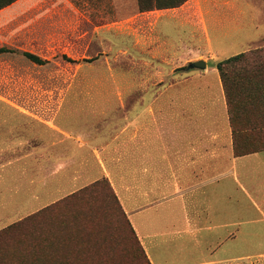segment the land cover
<instances>
[{
	"label": "crops",
	"instance_id": "obj_1",
	"mask_svg": "<svg viewBox=\"0 0 264 264\" xmlns=\"http://www.w3.org/2000/svg\"><path fill=\"white\" fill-rule=\"evenodd\" d=\"M106 1L87 0L86 5L97 6L94 10L102 14ZM142 16L152 19L154 46L144 50L132 42L131 53L148 69L172 70L147 78L148 87L162 83V89L132 92L146 108L132 111L120 140H100L80 120L51 129L52 141L67 135L77 152L73 158L52 159L69 164L61 174L70 189L109 177L151 264H252L248 246L264 244V151L236 155L228 99L216 65L264 42V0H189L178 8L136 15ZM98 34L102 42L106 30ZM203 54L215 59L205 62L204 70L189 69L190 61L198 62ZM240 81L256 83L251 78ZM18 125H24L22 120ZM3 127L0 231L42 203L37 197L24 200L29 188L26 158L10 159L12 149L27 147L26 133L18 130L11 136L8 126ZM114 149L129 151L113 157ZM114 158L129 162V187L117 183L125 178L119 168L108 166ZM90 164L98 171H77L76 166ZM39 171L35 164V181L28 189L34 195L41 189ZM13 199L19 206L15 210L10 209Z\"/></svg>",
	"mask_w": 264,
	"mask_h": 264
},
{
	"label": "rangeland",
	"instance_id": "obj_2",
	"mask_svg": "<svg viewBox=\"0 0 264 264\" xmlns=\"http://www.w3.org/2000/svg\"><path fill=\"white\" fill-rule=\"evenodd\" d=\"M86 2L18 0L0 10V49L8 50L0 54V139L6 125L11 136L18 130L26 133L27 147L12 149L10 159L19 155L22 160L26 158L29 188V183L35 181V164L41 176V189L34 195L28 188L24 196L25 202L41 199L40 208L11 225L39 216L23 243L20 239L16 242L20 252L27 255V264H148L109 177L70 189L61 174L69 164L52 159L73 158L77 152L67 135L52 141L48 131L71 127L80 120L100 140H120L119 133L129 125L132 111L146 108V102L137 100L132 92L162 89V83L148 87L147 78L172 71L148 69L147 63L138 62L136 54L131 53L132 42L144 50L154 46L152 19L136 17L139 0H107L102 14L94 10L97 6ZM98 30H106L102 42ZM256 45L254 50L264 48V42ZM25 53L47 64L38 65ZM63 56L80 63H70ZM213 58L203 54L198 61L213 62ZM85 59L93 61L85 63ZM248 62L233 63L224 70L239 151L264 150V96L256 95L259 84L237 79L248 67L262 68L264 62ZM20 120L24 125L18 127ZM129 139L128 135L126 142ZM118 150L112 151L113 157L115 152L125 156L129 151ZM102 152L107 154L104 149ZM112 162L108 166L118 167L126 178L117 183L129 187V162H116L115 158ZM76 167L81 172L84 168L98 171L94 164ZM17 206L13 199L10 209ZM248 248L251 263L264 264V244Z\"/></svg>",
	"mask_w": 264,
	"mask_h": 264
},
{
	"label": "trees",
	"instance_id": "obj_3",
	"mask_svg": "<svg viewBox=\"0 0 264 264\" xmlns=\"http://www.w3.org/2000/svg\"><path fill=\"white\" fill-rule=\"evenodd\" d=\"M18 0H0V10L10 6L11 4L15 3ZM189 0H139V10L141 13H145L148 11H154V10H162V9H173V8H178L185 4ZM8 52L7 49H0V54L1 53H6ZM25 56L33 61L34 63L38 65H45L47 64L46 60L41 59L40 57L33 55L31 53H25ZM64 60L73 63V64H79L80 61H75L67 56H63ZM93 60H83V62L88 63L92 62ZM242 61H252V64H263L264 62V48L257 49L254 51H249L244 54H240L238 56L220 61L217 63V68L221 73L222 80L224 83V87L226 90V95L228 99V104H229V109L231 113V94H230V87L228 80L226 79L224 70L227 65H231L233 63H239ZM264 65V64H263ZM238 80H241L243 78H251L256 81L257 84H259V90L256 92V95L258 96H264V67H256L253 66L252 68L245 69L243 71V74L237 75ZM259 92V94H258ZM231 120H232V115H231ZM235 134V153L237 156H245V155H250L253 153L261 152L264 150H255V151H250L248 149H244V151H239V148L236 145V133L234 130ZM106 187H108L111 192L113 191L111 186L107 183H104ZM39 218V216H34L31 217L30 219H27L22 222H18L17 224H13L9 226L8 228L2 230L0 232V264H27L24 259L27 257V255L24 253L20 252V246L16 244V242L20 239V243H23L24 238L27 235V230H29L30 226L35 223V221ZM27 241V240H26ZM139 241V240H138ZM13 243V244H12ZM139 246L141 247L146 261L148 264H151L147 253L143 246L141 245L140 242ZM31 261V257L29 258ZM28 260V261H29Z\"/></svg>",
	"mask_w": 264,
	"mask_h": 264
},
{
	"label": "water",
	"instance_id": "obj_4",
	"mask_svg": "<svg viewBox=\"0 0 264 264\" xmlns=\"http://www.w3.org/2000/svg\"><path fill=\"white\" fill-rule=\"evenodd\" d=\"M206 68V64L203 61H198L190 64L189 69H201L204 70Z\"/></svg>",
	"mask_w": 264,
	"mask_h": 264
}]
</instances>
